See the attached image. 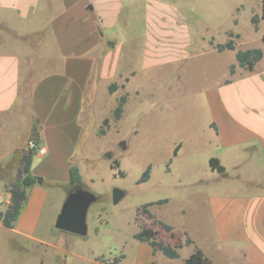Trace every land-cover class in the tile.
I'll return each instance as SVG.
<instances>
[{
	"label": "crops",
	"instance_id": "obj_1",
	"mask_svg": "<svg viewBox=\"0 0 264 264\" xmlns=\"http://www.w3.org/2000/svg\"><path fill=\"white\" fill-rule=\"evenodd\" d=\"M224 1L0 0V211L11 201L8 186L22 178L21 158L29 150L24 145L26 136L34 132L47 148L44 156L33 151L31 173L39 179L27 188V202L14 226L5 227L0 220V237L11 234L19 240L41 242L39 225L55 198L53 187L60 186L56 220L71 189V168L78 166L95 79L108 81L123 75V87L130 95V77L115 60L124 43L113 38H145L146 60L150 54L175 58L199 26L209 24L210 14ZM262 3L255 9L258 14ZM234 6L239 10L243 4ZM263 25L260 20L258 28L254 27L261 30ZM259 47L264 52V35ZM262 63L264 54L252 71L235 64L255 72ZM233 83H224L226 87L213 91L208 99L213 114L210 127L216 136L212 141L215 152L208 158L209 162L212 157L221 161L226 168L221 173L224 177L229 163L240 168L251 157L264 156V71L231 92ZM224 89L229 97L224 98ZM23 96H29L27 108ZM22 117L28 126L20 132L15 125L19 127ZM249 186L208 197L211 222L204 236L196 237L183 228L195 242H185L184 246L193 247L187 256L154 254L153 247L140 240L133 259L124 253L118 264H184L195 246L211 264H264V178L248 180ZM159 253L162 262L156 259Z\"/></svg>",
	"mask_w": 264,
	"mask_h": 264
},
{
	"label": "rangeland",
	"instance_id": "obj_2",
	"mask_svg": "<svg viewBox=\"0 0 264 264\" xmlns=\"http://www.w3.org/2000/svg\"><path fill=\"white\" fill-rule=\"evenodd\" d=\"M236 2L243 7L236 10ZM259 3L260 0L221 2L215 14H210L209 24L200 25L198 33L188 39L186 49L175 58L150 54L146 60L145 38H113L124 43L115 60L130 77V95L122 116L115 118L118 99L127 92L123 87L126 77L94 81L87 104L91 108L89 121L76 159L83 183L98 194V200L88 210V234L81 237L55 227L60 186L53 187L55 198L45 209L38 228L43 242L19 240L11 234L1 236L0 264H112L122 253L130 260L140 247L136 236L145 227L159 232L154 236L157 240L181 248V258L189 254L193 247L184 246L183 228L196 237L204 236L211 222L208 197L250 188L246 187L248 180L264 178V156H253L240 168L229 163L226 177L210 167L208 158L216 149L212 142L215 132L210 127L213 114L208 104L212 92L225 88L224 83L232 80L229 91L233 92L246 79L264 71L262 63L255 72L236 66L231 73V65L237 61L236 51L218 52L215 44L225 43L228 32L234 31L239 33L233 37L239 50L259 47L264 25L257 30L251 22ZM114 84L116 89L111 91ZM226 91L224 98L229 97ZM23 99L27 108L29 96ZM18 109L20 112L19 106ZM19 124L16 128L25 130L27 119L22 117ZM30 139H36L34 132L24 140L26 149ZM122 141L126 142L125 149ZM178 144L181 147L175 155ZM149 166L151 178L139 182ZM116 187L125 191L117 204L113 200ZM162 198L169 201L148 206ZM160 220L177 228L174 236L160 228ZM156 259L162 262V254H157Z\"/></svg>",
	"mask_w": 264,
	"mask_h": 264
},
{
	"label": "trees",
	"instance_id": "obj_3",
	"mask_svg": "<svg viewBox=\"0 0 264 264\" xmlns=\"http://www.w3.org/2000/svg\"><path fill=\"white\" fill-rule=\"evenodd\" d=\"M260 20L264 21V0L262 3V11L261 14L253 13L251 16V22L252 24L258 28ZM234 36H239V34H235L234 31L228 32V40L225 43H216L215 46L219 52H223L227 49L230 50H236V60L238 64L241 67L246 68L247 70H254L256 63L262 59L263 57V50L260 47H252L245 50H239L237 48L236 42L233 39ZM213 44V43H212ZM236 64L233 63L231 65V73L235 72ZM229 82V81H228ZM116 84L111 87V91H114L116 89ZM128 98V93L121 95L118 99L117 106L114 111V117L120 118L122 116L123 107L126 103ZM107 122V120L105 119ZM181 145L178 144L175 148L174 154L177 155L180 150ZM34 158V152L32 150H28L23 153V156L21 158L22 167L20 169V175L21 179L15 182H12L8 188L11 192V201L8 204L7 208L5 210L0 211V220L2 221V225L8 228H12L14 226V223L17 221L21 209L25 202H27L28 199V192L27 188L34 184L39 177L34 176L31 173V165H32V159ZM116 165H119V162L116 161ZM209 165L214 171H217L219 173H224L226 168L221 164V161L216 158L212 157L210 159ZM71 188L77 184H81L82 186H85L83 183V175L80 171V168L78 166H72L71 168ZM151 178V167H147L143 175L141 176L139 182H143L146 180H149ZM169 201L168 198H162L159 199L156 202L147 203L148 206L152 204H164ZM160 224V228L164 229L165 231L171 233L172 236H174V228L169 223L160 220L158 222ZM159 234L158 231L151 232L147 227L142 229L138 232L136 238L141 241H147L152 247L154 254L157 252V250H161L163 254L168 255V257L171 258H177L180 256L178 252V248L174 245L170 244L169 242H165L163 240H157L156 237ZM186 234V243L190 245H194L195 242L190 238L188 233L185 231ZM154 237V238H153ZM125 257V254L122 253L118 257H115L112 264H118L119 261ZM184 264H211L210 258H208L202 251L201 248L198 246H195V249L191 255H189L185 261Z\"/></svg>",
	"mask_w": 264,
	"mask_h": 264
},
{
	"label": "water",
	"instance_id": "obj_4",
	"mask_svg": "<svg viewBox=\"0 0 264 264\" xmlns=\"http://www.w3.org/2000/svg\"><path fill=\"white\" fill-rule=\"evenodd\" d=\"M115 47L114 43L110 44ZM121 147L126 148V142H121ZM110 156V154H108ZM125 191L119 187L113 189V200L117 204L124 196ZM98 200V194L89 190L87 187L77 184L69 192L65 202L62 204L61 211L56 218L55 227L61 231L71 232L81 237L88 234L87 215L89 207Z\"/></svg>",
	"mask_w": 264,
	"mask_h": 264
},
{
	"label": "built area",
	"instance_id": "obj_5",
	"mask_svg": "<svg viewBox=\"0 0 264 264\" xmlns=\"http://www.w3.org/2000/svg\"><path fill=\"white\" fill-rule=\"evenodd\" d=\"M27 148L39 153L41 156H44L47 153V148L44 145H41L36 139H30L27 142Z\"/></svg>",
	"mask_w": 264,
	"mask_h": 264
}]
</instances>
